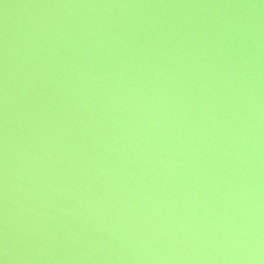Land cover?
Instances as JSON below:
<instances>
[{"label": "water", "instance_id": "water-1", "mask_svg": "<svg viewBox=\"0 0 264 264\" xmlns=\"http://www.w3.org/2000/svg\"><path fill=\"white\" fill-rule=\"evenodd\" d=\"M264 130V0H0V264H193Z\"/></svg>", "mask_w": 264, "mask_h": 264}]
</instances>
